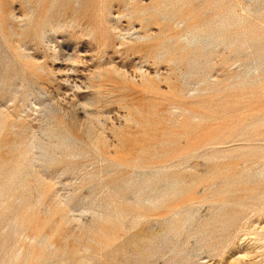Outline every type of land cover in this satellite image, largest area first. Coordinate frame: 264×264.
Here are the masks:
<instances>
[{
  "label": "rangeland",
  "instance_id": "374dc122",
  "mask_svg": "<svg viewBox=\"0 0 264 264\" xmlns=\"http://www.w3.org/2000/svg\"><path fill=\"white\" fill-rule=\"evenodd\" d=\"M263 54L264 0H0V264H264Z\"/></svg>",
  "mask_w": 264,
  "mask_h": 264
},
{
  "label": "water",
  "instance_id": "95a60500",
  "mask_svg": "<svg viewBox=\"0 0 264 264\" xmlns=\"http://www.w3.org/2000/svg\"><path fill=\"white\" fill-rule=\"evenodd\" d=\"M256 60H258V61H261V60L264 61V54L261 55V56H259V57H257ZM6 225H7V223H6ZM39 243H42V242L39 241ZM80 259H84L86 261H91L93 259V256H92V254H88L87 256L84 255V256L80 257ZM60 260L64 261L65 258H62L61 256H58V255H54L50 259L42 260L40 262V264H54V263H56V262H58Z\"/></svg>",
  "mask_w": 264,
  "mask_h": 264
}]
</instances>
